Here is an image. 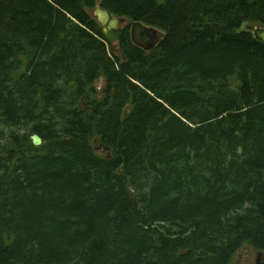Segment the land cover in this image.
I'll use <instances>...</instances> for the list:
<instances>
[{
  "label": "trees",
  "instance_id": "16d2710c",
  "mask_svg": "<svg viewBox=\"0 0 264 264\" xmlns=\"http://www.w3.org/2000/svg\"><path fill=\"white\" fill-rule=\"evenodd\" d=\"M96 4L125 19L117 50ZM132 22L163 38L142 50ZM243 23L264 0H0V264L264 254V44Z\"/></svg>",
  "mask_w": 264,
  "mask_h": 264
},
{
  "label": "water",
  "instance_id": "95a60500",
  "mask_svg": "<svg viewBox=\"0 0 264 264\" xmlns=\"http://www.w3.org/2000/svg\"><path fill=\"white\" fill-rule=\"evenodd\" d=\"M92 15L99 24L108 45L112 46L115 41H118L125 19L102 9L99 4L95 5ZM252 34L264 44V28ZM130 38L132 43L137 47L144 51H150L163 38V33L156 28L143 25L142 23L132 22L130 25ZM29 139L34 147H39L43 144L42 139L35 133L31 134ZM99 148V146L96 147V149ZM105 150L107 149H103V151Z\"/></svg>",
  "mask_w": 264,
  "mask_h": 264
},
{
  "label": "rangeland",
  "instance_id": "374dc122",
  "mask_svg": "<svg viewBox=\"0 0 264 264\" xmlns=\"http://www.w3.org/2000/svg\"><path fill=\"white\" fill-rule=\"evenodd\" d=\"M263 28H264V26H259V25H253V24H248V23H243L242 25H241V28L240 29H242V30H248V31H251V33H253V32H259V31H261V30H263ZM161 32V31H160ZM117 41H115L114 43H113V49L114 50H117ZM101 84H102V82L101 81H99V83L97 84V89H99L100 87H101ZM98 150V149H97ZM104 152V151H103ZM100 153H102L101 151H100ZM247 249V248H246ZM248 251H247V255H248V257H247V259H246V261H244L243 263L242 262H238V260H239V256L236 254L235 256H234V259H233V264H258V259H257V255L258 254H256L253 250H251V249H247ZM260 255H264V254H260Z\"/></svg>",
  "mask_w": 264,
  "mask_h": 264
},
{
  "label": "flooded vegetation",
  "instance_id": "af4514ba",
  "mask_svg": "<svg viewBox=\"0 0 264 264\" xmlns=\"http://www.w3.org/2000/svg\"><path fill=\"white\" fill-rule=\"evenodd\" d=\"M247 251H248L247 249H242L237 253V255L239 256L238 262L240 261L243 263L244 261H246L248 257ZM257 259H258V264H264V255H258Z\"/></svg>",
  "mask_w": 264,
  "mask_h": 264
}]
</instances>
